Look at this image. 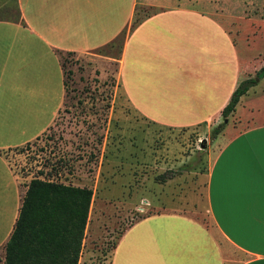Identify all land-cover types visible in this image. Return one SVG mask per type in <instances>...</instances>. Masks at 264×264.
Masks as SVG:
<instances>
[{
  "label": "crops",
  "instance_id": "0c3cea01",
  "mask_svg": "<svg viewBox=\"0 0 264 264\" xmlns=\"http://www.w3.org/2000/svg\"><path fill=\"white\" fill-rule=\"evenodd\" d=\"M137 7L0 0V249L27 190L3 152L37 140L55 121L66 97L60 53L92 54L127 33L117 76L136 113L171 128L221 117L242 75L231 35L197 10L166 8L138 22ZM247 94L232 113L244 110L242 119L226 126L210 163L208 220L169 211L136 219L108 264H264V121L241 107Z\"/></svg>",
  "mask_w": 264,
  "mask_h": 264
},
{
  "label": "rangeland",
  "instance_id": "374dc122",
  "mask_svg": "<svg viewBox=\"0 0 264 264\" xmlns=\"http://www.w3.org/2000/svg\"><path fill=\"white\" fill-rule=\"evenodd\" d=\"M175 7L215 18L233 39L240 82L256 77L264 66V0H138L135 21ZM126 34L92 54L60 53L66 97L55 121L37 140L3 152L21 190L34 178L92 190L78 264H108L124 228L141 217L169 211L207 221L211 160L226 126L245 113L190 128L139 115L117 76ZM248 105L263 122L264 79L242 100Z\"/></svg>",
  "mask_w": 264,
  "mask_h": 264
},
{
  "label": "trees",
  "instance_id": "16d2710c",
  "mask_svg": "<svg viewBox=\"0 0 264 264\" xmlns=\"http://www.w3.org/2000/svg\"><path fill=\"white\" fill-rule=\"evenodd\" d=\"M263 78L264 66L255 78L238 84L221 111L224 120L235 111L240 98ZM64 86L66 90L65 81ZM220 132L218 127L213 136ZM92 196V190L86 187L32 179L4 246L3 264H78Z\"/></svg>",
  "mask_w": 264,
  "mask_h": 264
},
{
  "label": "water",
  "instance_id": "95a60500",
  "mask_svg": "<svg viewBox=\"0 0 264 264\" xmlns=\"http://www.w3.org/2000/svg\"><path fill=\"white\" fill-rule=\"evenodd\" d=\"M201 148H205V145L201 144Z\"/></svg>",
  "mask_w": 264,
  "mask_h": 264
}]
</instances>
